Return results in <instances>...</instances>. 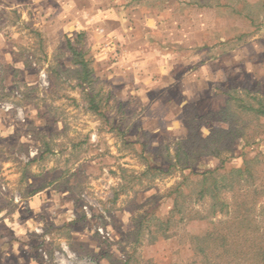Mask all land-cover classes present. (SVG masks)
<instances>
[{"label":"rangeland","instance_id":"rangeland-1","mask_svg":"<svg viewBox=\"0 0 264 264\" xmlns=\"http://www.w3.org/2000/svg\"><path fill=\"white\" fill-rule=\"evenodd\" d=\"M124 1L134 0L108 3L115 12ZM237 2L167 0V15L204 20L202 26L190 23L205 29L196 38L207 57L195 66H204L210 81L158 91L132 77L115 22L100 24L87 13L90 32H76L67 28L68 16H60L57 0H0V30L15 54L9 62L0 59V130L6 137L0 138V175L6 170L12 175L0 176V206L20 208L25 224L20 239L13 240L16 254L4 263L121 264L134 253L132 264H182L190 256L183 232L207 225H183L177 236L154 243L145 233L137 247L133 231L144 215L166 216L170 192L190 174H167V148L174 153L192 131L208 136L213 124L195 119L219 112L230 91L264 93V0H246L257 5L247 8ZM164 4L144 0L141 9ZM80 33H86L95 59L97 101L108 121L89 109L83 87L68 72L67 41ZM46 143L53 152L32 162ZM244 153L264 154V133L251 146L238 140L226 166L240 167ZM219 163L202 162L208 168ZM148 167L159 170L146 173ZM39 189L43 196L30 205Z\"/></svg>","mask_w":264,"mask_h":264},{"label":"trees","instance_id":"trees-1","mask_svg":"<svg viewBox=\"0 0 264 264\" xmlns=\"http://www.w3.org/2000/svg\"><path fill=\"white\" fill-rule=\"evenodd\" d=\"M195 4L212 6L200 1ZM237 4L251 6L246 0H238ZM247 16L254 23L253 17ZM85 37L86 33H80L67 41L72 65L68 72L83 87L89 109L108 121L97 101L95 59ZM202 120L213 124L208 136L192 131L178 141L174 153L167 148V174H190L183 175L182 182L170 192L172 208L166 216L153 212L139 219L133 231L135 245L143 244L145 233L154 243L159 237L170 240L177 236L183 225L199 223L206 228L183 232L190 256L182 264H264V154L244 153L240 167L226 166L238 140L251 146L264 133V93L230 91L225 107L195 119ZM45 146L46 150L39 149L32 161L53 152L47 143ZM207 159L220 163L208 168L202 164ZM156 170L148 167L146 173ZM134 257V253L128 255L121 264H132Z\"/></svg>","mask_w":264,"mask_h":264},{"label":"crops","instance_id":"crops-1","mask_svg":"<svg viewBox=\"0 0 264 264\" xmlns=\"http://www.w3.org/2000/svg\"><path fill=\"white\" fill-rule=\"evenodd\" d=\"M143 1L134 0L128 3L124 1L120 7L117 6L114 12L113 2L108 3V0H57L61 6L60 16L66 14L68 16L67 19L62 17L63 21L67 20V28L75 29L76 32L90 30L91 21L86 18L87 13L93 17V20L97 18L100 24L111 25L113 22L117 24V32L123 43L124 64L133 69L132 77L135 76L134 79L137 82L146 80L145 82L151 89L158 91L172 87L185 89L206 86L203 83L210 81L209 76L204 75L207 70L204 69V66L198 68L195 66L202 63L207 57V53L202 49L204 45H197L196 38V35L205 29L199 26L194 27L190 23L194 21L193 24L202 26L204 20L180 14L167 15V0L162 7L155 6V9L151 11H143L141 9ZM73 17L75 19L71 20ZM76 23L78 24L77 28ZM106 28L109 30L108 27ZM192 47L195 50L189 54L188 49ZM13 54L9 37L0 30V59L9 62L13 58ZM211 77H213L212 74ZM1 130L0 138H6ZM38 154L34 156V159ZM2 163L9 166V160ZM10 173L6 170L0 176L11 180ZM42 196V189L32 193L29 198L30 205L37 204ZM1 199L4 200L0 193ZM20 211V208L18 211H10L8 208L0 206V264H8L4 263L6 258L16 254L14 249L16 241L13 242V240L20 239L22 228L25 226Z\"/></svg>","mask_w":264,"mask_h":264},{"label":"built area","instance_id":"built-area-1","mask_svg":"<svg viewBox=\"0 0 264 264\" xmlns=\"http://www.w3.org/2000/svg\"><path fill=\"white\" fill-rule=\"evenodd\" d=\"M43 77H46V75L44 74V75H42ZM7 110H8V108H7Z\"/></svg>","mask_w":264,"mask_h":264}]
</instances>
